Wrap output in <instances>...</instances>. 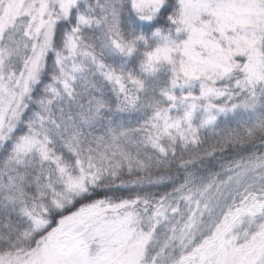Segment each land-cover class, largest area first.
<instances>
[{
	"label": "snow or ice",
	"instance_id": "snow-or-ice-1",
	"mask_svg": "<svg viewBox=\"0 0 264 264\" xmlns=\"http://www.w3.org/2000/svg\"><path fill=\"white\" fill-rule=\"evenodd\" d=\"M0 264H264V0H0Z\"/></svg>",
	"mask_w": 264,
	"mask_h": 264
}]
</instances>
